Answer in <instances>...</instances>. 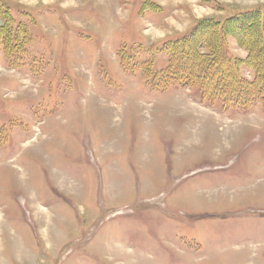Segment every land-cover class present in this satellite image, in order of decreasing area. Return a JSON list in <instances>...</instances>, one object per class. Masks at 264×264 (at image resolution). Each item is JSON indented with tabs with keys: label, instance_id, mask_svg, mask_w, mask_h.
I'll return each mask as SVG.
<instances>
[{
	"label": "rangeland",
	"instance_id": "rangeland-1",
	"mask_svg": "<svg viewBox=\"0 0 264 264\" xmlns=\"http://www.w3.org/2000/svg\"><path fill=\"white\" fill-rule=\"evenodd\" d=\"M8 3L27 33L0 46V264H264L263 106L134 66L264 0Z\"/></svg>",
	"mask_w": 264,
	"mask_h": 264
},
{
	"label": "trees",
	"instance_id": "trees-1",
	"mask_svg": "<svg viewBox=\"0 0 264 264\" xmlns=\"http://www.w3.org/2000/svg\"><path fill=\"white\" fill-rule=\"evenodd\" d=\"M10 9L8 0H0V46L8 57L23 54L27 33L26 26L16 22ZM248 12L223 21L205 19L169 40L162 53L166 64L160 69H155L154 58L134 66L144 72L153 90L169 84L187 86L198 90L201 100L219 102L224 107L245 110L259 101L264 108V6ZM229 38L246 49L245 59L229 53ZM16 58L18 66L22 56ZM128 58L123 56L126 65ZM242 67L253 71L252 80L242 77Z\"/></svg>",
	"mask_w": 264,
	"mask_h": 264
}]
</instances>
